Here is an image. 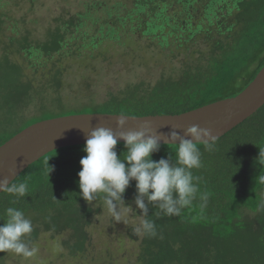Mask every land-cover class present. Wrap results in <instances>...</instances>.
Returning <instances> with one entry per match:
<instances>
[{
    "label": "trees",
    "instance_id": "16d2710c",
    "mask_svg": "<svg viewBox=\"0 0 264 264\" xmlns=\"http://www.w3.org/2000/svg\"><path fill=\"white\" fill-rule=\"evenodd\" d=\"M22 4L10 8L9 1L0 0V147L36 123L62 117L29 113L49 99L44 97L49 91L27 77L21 60L35 65L55 55L87 60L95 51L100 55L111 46L125 47L129 35L161 48L194 43L198 64L179 78L128 87L100 106L83 108L89 114L138 117L183 114L236 97L264 67V0H83L78 11L63 9L42 39L25 33L14 17L13 9ZM37 7L32 0L21 20ZM61 75L52 74L57 90ZM124 145L116 148L121 158ZM84 147L52 152L23 172L13 183L26 182L27 194L16 199L2 193L0 226L7 219L5 209L15 207L39 224L33 225L31 244L41 232L69 233L64 246L72 254L85 252L94 204L103 201L90 205L79 195ZM177 147L160 145L152 158L175 162ZM198 147L202 167L192 170L198 177L197 198L180 216H166L148 204L149 214L142 218L154 222L156 235L132 228V240L139 244L135 264H264V107L217 140L212 150L204 143ZM135 184L130 183L124 200L142 215L134 202ZM202 193L208 194L206 204L199 198Z\"/></svg>",
    "mask_w": 264,
    "mask_h": 264
},
{
    "label": "rangeland",
    "instance_id": "374dc122",
    "mask_svg": "<svg viewBox=\"0 0 264 264\" xmlns=\"http://www.w3.org/2000/svg\"><path fill=\"white\" fill-rule=\"evenodd\" d=\"M6 1L12 8L20 0ZM22 1L20 7L13 9L14 17L19 20L21 29L25 27V33L42 39L48 28L62 16L63 9L78 11L83 0H36L38 7L26 21L21 17L28 11L32 0ZM129 38L124 43L125 47L111 46L108 52L100 55L95 51V56L89 55L87 60L60 55L45 60L41 65L21 60L27 77L49 91V97L44 96L49 99L33 105L29 113L34 116L85 113L84 107L100 106L112 94H119L128 87L138 84L147 87L162 79H177L198 64L199 54L194 43L183 48H161L138 36L129 35ZM58 71L62 72L60 90L52 86V74ZM51 95L53 98L50 99ZM56 97L58 101L54 100ZM94 210L88 230L90 241L85 252L72 254L64 246L69 233L41 232L32 244L38 248L34 257L25 259L13 253L3 256L0 252V264H135L139 244L132 240L131 230L141 225L143 218L139 212L133 207L125 208L120 222H117L103 202L94 204ZM27 218L33 221L32 216Z\"/></svg>",
    "mask_w": 264,
    "mask_h": 264
},
{
    "label": "clouds",
    "instance_id": "9594fccd",
    "mask_svg": "<svg viewBox=\"0 0 264 264\" xmlns=\"http://www.w3.org/2000/svg\"><path fill=\"white\" fill-rule=\"evenodd\" d=\"M127 118L120 115L118 127L123 128ZM187 135L193 139H184L175 131L170 134L172 142L179 141L175 162L172 157L155 161L152 157L160 149V139L148 131L115 133L103 127L94 128L86 140V156L80 160L79 195L90 205L102 200L108 212L120 222L125 208H132L126 205L124 194L130 183L135 181L137 195L134 202L142 210L141 216L149 214L150 203L158 206L166 216H180L183 209L192 205L199 192L198 185L194 183L198 177H194L192 172L202 167L198 144L204 142L205 148L212 150L217 139L211 130L199 126L189 127ZM121 140L127 149L122 158L116 151ZM45 164L49 166V161ZM50 169L48 175L53 170ZM27 191L26 182L10 183L6 177L0 179V192L19 199L26 196ZM199 198L206 204L208 194L202 193ZM5 212L7 219L0 226V252L13 253L25 259L34 257L38 248L29 241L33 232L32 221L15 207H7ZM136 231L156 235L154 222L147 219L141 221Z\"/></svg>",
    "mask_w": 264,
    "mask_h": 264
},
{
    "label": "water",
    "instance_id": "95a60500",
    "mask_svg": "<svg viewBox=\"0 0 264 264\" xmlns=\"http://www.w3.org/2000/svg\"><path fill=\"white\" fill-rule=\"evenodd\" d=\"M264 107V67L251 84L238 96L176 115L128 116L123 128L118 119L124 114L82 113L62 116L36 123L17 134L0 147V179L13 183L30 166L52 152L86 144L89 133L98 127L115 133L146 130L160 139V145L172 142L175 131L184 139L192 126L211 130L216 141L254 116ZM200 142L199 144H203ZM118 144H125L119 141ZM3 192H0V196Z\"/></svg>",
    "mask_w": 264,
    "mask_h": 264
}]
</instances>
